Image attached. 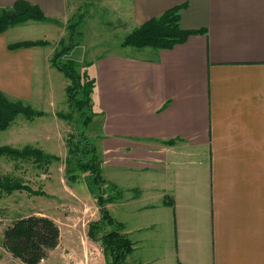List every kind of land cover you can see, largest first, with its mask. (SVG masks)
<instances>
[{"label":"crops","instance_id":"obj_1","mask_svg":"<svg viewBox=\"0 0 264 264\" xmlns=\"http://www.w3.org/2000/svg\"><path fill=\"white\" fill-rule=\"evenodd\" d=\"M19 1L66 30L70 0H0V7ZM107 3L121 11L128 34L177 6H185L183 29L198 33L171 50L142 49L152 57L111 53L84 68L96 80L93 105L103 116L94 145L108 157L101 169L114 174L108 210L119 193L135 208L131 228L112 215L135 246L144 245L133 254L143 249L142 264H264V0ZM8 34L0 36V90L28 105L47 97V110H37L44 116L31 122L44 118L34 127L40 135L27 144L46 150L57 134L58 118L48 111L53 68L60 71L43 47L10 50L17 42Z\"/></svg>","mask_w":264,"mask_h":264},{"label":"rangeland","instance_id":"obj_2","mask_svg":"<svg viewBox=\"0 0 264 264\" xmlns=\"http://www.w3.org/2000/svg\"><path fill=\"white\" fill-rule=\"evenodd\" d=\"M107 1L113 0L69 1L71 9L69 21L72 20V17L75 18L74 15L78 17L80 10L87 14V19L82 29L84 38L81 44L72 50L70 55L72 59L80 62L83 61L80 63V71H84V67L89 66L88 64L91 62L93 63L100 55L122 52L143 58L147 56L152 57L151 55L145 54L146 52L142 50H136L134 48L127 50L119 45L128 34V28L124 26V23V25L121 24L123 21L121 11L116 9L113 4L109 5ZM56 29L58 28H55L52 24L33 21L26 25L9 29L8 35L10 39L15 42L43 40L50 43L48 47H43V51L44 54L49 53L51 55L50 62H52L57 48H62L60 45L61 40L65 39L64 37L68 35L67 28V31L65 29L60 31ZM52 51H54L53 54H51ZM53 69L54 72L52 75H57L58 77L52 76L53 81H51L53 83L51 82V94L56 97L57 101L55 100L54 107L52 108L53 111L50 110L48 112L55 113L57 116L58 128L57 134H52L51 139L45 137L52 141L48 144L49 147H46V150L44 149V152L55 158L52 159L50 165L43 164V166H37L34 159H32V161L19 160L18 163L7 158L0 159L2 174L18 178L22 181L23 187H29L33 192L39 193V195H34L27 190H17L13 194L1 195L0 264H22L4 249L2 246V237L6 228L11 226L19 218L28 217L30 215L49 217L54 220L61 229L60 245L40 264H105L101 244V237L103 235L101 234V230L99 231L97 228L91 226L93 222L95 223L100 220L99 200L96 196L98 190L95 187L99 183H96L97 185L94 184V177L96 176L94 174L93 176L90 175V172L91 174L93 173V166L87 168V166L85 167L84 165H86L92 157L95 158L94 165L97 164L96 167L99 172L98 178H101V180L99 179L100 183L102 179H106L109 185L107 187H103V184L99 185L101 188V195H104L105 199L110 196H115L111 184V181L113 182L114 180L113 169L111 166L106 167L104 171L101 169V164L108 158L102 154V151H92L85 157L82 147H70L68 143V140L71 139L70 141H72V137L74 136L75 139L77 137V140H79L78 133L80 131L86 130L88 132L91 130L87 137L91 140V143H95L97 146L101 145L100 141L96 140L92 129L102 123L103 116L100 118L96 115V108L93 106V111L91 113H94L95 118H93L90 125L79 126L80 130L77 129V124L75 122L63 118V116L70 113L66 94L67 90L65 91L66 86L68 87L70 82L64 77V74L58 72L55 68ZM42 76L43 70L40 68L36 73L37 86ZM44 98L47 100V97ZM45 100H43L41 104L34 102L30 105L36 110L43 109L46 111L49 105ZM85 112H88V110ZM77 117L80 119V115H77ZM43 119H37L33 122L34 124H31L32 121L29 122L23 116H19L8 130L0 133V144L9 142L10 140H14V143L16 140H19L17 146H13L14 148H23L28 142L36 144L35 138L40 135V133L34 127L42 125ZM23 129L28 135L19 133ZM73 146H75V144ZM90 148L92 150L94 147ZM110 155H113V153L109 154V156ZM112 161L113 160H111V162ZM121 195L122 194L119 193L118 198L116 197L117 203L112 207V215L117 218L119 222H124L127 228H131L134 226L133 217L135 215L132 211H134L135 208H133L129 202H124L125 199L123 197V200ZM108 199H110V203L115 200L113 197ZM110 203L105 202L107 208ZM118 221L116 224H118ZM115 226L119 225L105 226V233L111 232ZM120 227L121 226L116 229L120 231ZM122 233L125 234L124 228H122ZM130 237H134V235ZM139 246L144 245L139 244ZM139 246L136 245L135 248ZM142 250L143 249H140L136 255L133 254L131 255L132 257H129L131 263L136 260L137 264H142Z\"/></svg>","mask_w":264,"mask_h":264},{"label":"trees","instance_id":"obj_3","mask_svg":"<svg viewBox=\"0 0 264 264\" xmlns=\"http://www.w3.org/2000/svg\"><path fill=\"white\" fill-rule=\"evenodd\" d=\"M185 6L174 7L163 15L153 18L135 28L123 40L122 47H132L138 50L145 48H153L156 50H171L178 45L185 44L189 38L198 34L197 32L186 31L181 24V11ZM74 15L72 20L67 24L68 36L60 42L61 49L57 48L54 53L52 63L62 72L70 82L67 87L68 108L70 113L63 116L66 120L75 122L79 125H88L94 118L93 111V95L96 89V80L91 77L85 69L80 71L79 61L70 58L72 50L81 44L83 40V24L87 19V14L81 10L78 17ZM76 19V20H75ZM52 22L57 21L46 17L42 10L37 6L28 2L19 1L13 7H0V36L6 33L9 29L26 25L29 22ZM68 42V43H67ZM50 43L37 41H20L9 46L10 50H18L24 48L46 47ZM90 66V64H88ZM84 67V68H88ZM81 95V97H80ZM88 110V112H85ZM88 114V115H86ZM77 115H80L77 117ZM19 116H23L27 120H34L44 116L42 111L35 110L32 106L23 101H11L6 94L0 90V132L8 130ZM75 119V120H74ZM79 140L75 136L68 140L70 147H82L84 156L89 153L96 152V146L91 143L85 131L78 133ZM81 140V141H80ZM72 143V144H71ZM75 144V146H73ZM92 144V145H91ZM90 147H94L92 150ZM7 158L16 163L19 160L34 161L37 166L43 164L50 165L52 159L55 158L46 154L40 147L27 145L23 148H14L11 146L0 147V159ZM95 158L89 159L84 165L87 168L92 166V174L94 184L98 190L96 196L99 202L100 220L93 222L91 226L101 230V244L105 258V264H129L128 258L133 254L135 245L130 238L122 233L123 225L116 224L117 221L110 214L106 203H110V199L104 198L101 195V185L97 164L94 165ZM38 163V164H37ZM93 163V164H92ZM82 169V167H81ZM94 187V186H93ZM27 190L34 195H39L38 192H33L29 187L22 185V181L11 175L2 174L0 168V197L3 194H13L15 191ZM104 203V204H103ZM115 226L111 232L105 233V226ZM95 236V234H94ZM94 238V237H92ZM95 239V238H94ZM61 242V229L58 224L49 217L30 215L21 217L3 232L2 246L11 255L18 259L22 264H40L46 260L50 253L57 249Z\"/></svg>","mask_w":264,"mask_h":264}]
</instances>
